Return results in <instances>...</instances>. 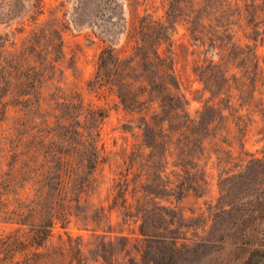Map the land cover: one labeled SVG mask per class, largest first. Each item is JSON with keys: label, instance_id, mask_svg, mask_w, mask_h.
I'll return each mask as SVG.
<instances>
[{"label": "trees", "instance_id": "16d2710c", "mask_svg": "<svg viewBox=\"0 0 264 264\" xmlns=\"http://www.w3.org/2000/svg\"><path fill=\"white\" fill-rule=\"evenodd\" d=\"M126 1L137 9L147 0ZM160 2L163 15L147 9L136 15L127 35L130 50L104 47L87 81L90 90L115 97L127 119L122 131L137 134L124 172L112 180L103 202L91 198L100 194L98 174L107 161L101 125L108 111L85 104L76 91L45 90L57 76L62 45L53 46L49 70L42 69L49 58L36 42L50 37L42 29L27 41L29 51L0 59V125L7 123L10 131L0 172V264H114L122 254L135 264L132 251L146 264L152 246L162 254L159 260L173 262L180 239L176 218L183 216L179 205L206 184L205 176H197L205 168L202 156L209 150L229 156L236 148L247 153L249 114L243 111L264 121L258 98L264 74L255 48L241 38L264 40V0ZM178 27L201 85L202 106L194 115L176 69ZM228 164L217 161L222 173ZM71 226L94 236L89 252ZM55 228L62 232L54 239ZM239 264H264V245L254 246Z\"/></svg>", "mask_w": 264, "mask_h": 264}, {"label": "rangeland", "instance_id": "374dc122", "mask_svg": "<svg viewBox=\"0 0 264 264\" xmlns=\"http://www.w3.org/2000/svg\"><path fill=\"white\" fill-rule=\"evenodd\" d=\"M137 1L143 3V0ZM128 3L126 0H0V59H10V54L25 47L29 51L27 41H33L34 31L42 29L50 35L46 42L36 41L49 58L43 70H49L50 61L56 57L53 46L62 45V53L55 63L59 69L57 76L45 84V90L52 91L56 87L65 92L76 91L85 104L108 111L101 125V143L107 161L100 167L98 181L102 185L100 194L91 198L94 203L103 202L112 187V180L118 178L119 172H124L126 158L137 142V134L122 131L121 126L127 119L115 97L107 90H90L87 81L104 47L130 50L133 41L128 40L127 35L136 15L144 14L145 9L157 16L163 15L160 0H147L137 9ZM53 31L57 32L59 39L53 36ZM173 40L177 73L188 99V110L194 115L202 106L197 93L201 85L192 74L195 57L190 54L192 49L181 48L187 46L181 27L177 28ZM241 41L255 48L264 74V40L253 42L241 38ZM258 93V98L264 102V88ZM243 113L249 114L245 120L248 125L247 153H240L237 148L229 156H216L210 150L205 152L201 158V165L205 168L199 170L197 176H205L206 184L201 183L198 195L190 193L179 205L183 216L176 218L180 228L175 236L180 239L174 261L159 260L162 254L152 246L146 249V264L153 258L157 264H239L254 246L264 245V121L259 116H252L250 110ZM9 135L8 124L0 125V172L5 169L7 161ZM217 157L229 162L224 173L217 167ZM221 207L229 212L216 209ZM115 216H112L114 224ZM69 231L82 236L88 252L96 242L89 232L78 231L74 226ZM61 232L55 228L54 239ZM132 252L135 264H143L139 262V255ZM114 264L134 263L124 260L122 254L116 255Z\"/></svg>", "mask_w": 264, "mask_h": 264}]
</instances>
